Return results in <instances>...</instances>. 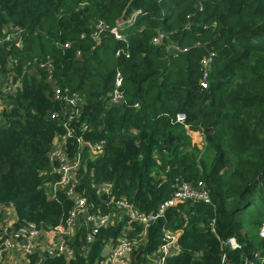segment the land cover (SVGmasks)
<instances>
[{"label": "trees", "instance_id": "trees-1", "mask_svg": "<svg viewBox=\"0 0 264 264\" xmlns=\"http://www.w3.org/2000/svg\"><path fill=\"white\" fill-rule=\"evenodd\" d=\"M136 10L121 38L106 30L93 39L99 21L113 26ZM158 33L166 37L155 44ZM117 73L123 99L109 105ZM57 90L83 100L66 153H80L76 186L94 209L124 198L155 213L182 181L209 192V203L178 201L150 223L129 264H149L163 226L181 247L166 264H221L224 254L230 264H264V0H0V220L13 208L15 226L63 224L72 207L52 186L49 154L72 110ZM103 182L110 191L99 196ZM127 225L101 229L82 256L79 224L73 258L34 253L27 264H92ZM141 236L132 224L127 237ZM230 237L240 249L222 246Z\"/></svg>", "mask_w": 264, "mask_h": 264}, {"label": "built area", "instance_id": "built-area-1", "mask_svg": "<svg viewBox=\"0 0 264 264\" xmlns=\"http://www.w3.org/2000/svg\"><path fill=\"white\" fill-rule=\"evenodd\" d=\"M140 13V10L132 12L125 20L119 19L113 26H109L103 21H99L93 33V39H99V34L108 30L116 38H121L122 35L119 32L118 27L123 23H133L136 16ZM164 33H158L152 38V42L157 44L165 38ZM6 40L9 38L6 37ZM69 43H65L63 46L67 47ZM173 49L178 52L186 51L187 48H180L177 44H172ZM117 52L116 54H118ZM213 53H209L207 57L202 59V64L206 68L208 66ZM50 69V64H47ZM207 69V68H206ZM203 79H206V70L204 71ZM11 81V78H9ZM121 84V76L116 74L115 89L108 97V104H115L120 102L123 97L122 93L118 89ZM18 85L15 83L14 86ZM207 82L202 81L201 86L206 87ZM55 97L61 101H64L69 112L66 121L63 123L65 128V134L61 140L55 138L53 140L52 149L49 154V160L51 162V171L56 175V181L53 183V190L56 188L61 189L66 195V198L72 200V207L68 216L65 218L63 224H56L45 227L42 223L37 224L35 222H26L15 226L14 224H5L0 222V264H3V256L8 250L20 251L26 261L28 256L34 253L42 254L41 258L54 257L62 254L65 258L71 259L75 256L74 248L71 246V241L74 239L76 229L79 224L83 225L87 229V233L84 239H81L79 253L83 256L86 255L91 245L95 241L99 231L109 225H114L123 219L127 220L128 225L122 230L121 235L116 238L109 237L102 247L100 257L95 259L92 264H129V256L135 246L143 242L146 236V230L150 223L154 222L159 217H163L165 210L174 206L176 202L181 200H193L201 201L205 203L210 202L209 192L206 189L202 181L197 183L193 182H177L175 190L172 196L164 200L158 207L155 213H144L133 207L124 198L110 200L105 202L107 206L106 211L99 209L100 203L96 205V209L92 205H89L86 198L81 195L77 190L76 178L81 171V155L78 152L72 158H67L66 153V141L67 138H71L75 134V127L71 125V121L75 117L78 109L80 108L83 100L77 92L65 91L60 93L58 90L55 92ZM1 109V104H0ZM56 116V114H53ZM175 119L178 122H184L186 116L184 113L179 112L175 115ZM85 131L86 127L80 128ZM76 142L80 147L82 140L80 135L76 137ZM101 144H95L93 151H99ZM98 188L99 196L110 191V184L107 182L96 185ZM132 224L142 226V236L136 241L127 237L128 232L132 229ZM214 224V219L211 220L210 226ZM259 235L264 238V222L261 223L259 229ZM222 246L231 250L240 249L241 245L234 237H230L222 242ZM105 250V254L102 253ZM181 250L179 243L177 242L176 235L168 228L161 229V242L158 245L157 250L151 254V260L149 264H166L167 259ZM40 256V255H39ZM258 253L255 254V257ZM221 264H230L226 261L225 254ZM245 264H253V262L245 261Z\"/></svg>", "mask_w": 264, "mask_h": 264}, {"label": "crops", "instance_id": "crops-1", "mask_svg": "<svg viewBox=\"0 0 264 264\" xmlns=\"http://www.w3.org/2000/svg\"><path fill=\"white\" fill-rule=\"evenodd\" d=\"M15 83H18V80H16ZM16 221L17 215L13 208L8 209L7 215L4 217L3 220H0V222L5 224H12ZM39 255L38 256L41 258L42 254ZM27 262L28 261H26V259L21 256L20 251L8 250L3 256V264H27Z\"/></svg>", "mask_w": 264, "mask_h": 264}, {"label": "water", "instance_id": "water-1", "mask_svg": "<svg viewBox=\"0 0 264 264\" xmlns=\"http://www.w3.org/2000/svg\"><path fill=\"white\" fill-rule=\"evenodd\" d=\"M105 254V250H104V252L102 253V255H104Z\"/></svg>", "mask_w": 264, "mask_h": 264}]
</instances>
